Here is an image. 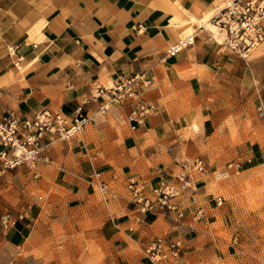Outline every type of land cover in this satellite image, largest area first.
<instances>
[{
	"label": "crops",
	"instance_id": "crops-1",
	"mask_svg": "<svg viewBox=\"0 0 264 264\" xmlns=\"http://www.w3.org/2000/svg\"><path fill=\"white\" fill-rule=\"evenodd\" d=\"M224 2L0 0V120L43 110L73 120L78 107L91 117L72 139L52 141L32 168L0 173V242L14 256L4 264H150L145 248L161 235L182 242L179 264L229 263L210 169L189 173L180 218L140 210L128 189L132 179L148 186L173 174L192 140L185 134L193 114L208 121L210 84L240 61L208 26ZM189 30L193 42L169 56ZM133 76L138 97L110 100ZM140 103L150 107L137 116ZM261 149L257 142L248 152L251 166Z\"/></svg>",
	"mask_w": 264,
	"mask_h": 264
},
{
	"label": "rangeland",
	"instance_id": "rangeland-1",
	"mask_svg": "<svg viewBox=\"0 0 264 264\" xmlns=\"http://www.w3.org/2000/svg\"><path fill=\"white\" fill-rule=\"evenodd\" d=\"M208 26L218 42L225 46L224 31L209 21ZM226 50L231 61L234 58L240 61L220 70L210 84L209 108L204 114L208 121L200 113L193 114L191 131L185 134L192 140L182 148V157L175 160L176 170L170 175L162 172L148 186L132 180L142 187V195L154 201V211L165 214L174 211L180 218L183 215H179V200L188 188H192V176L210 169L213 172L211 187L215 193V204L225 215L222 246L231 251L228 264H264V77L258 79L264 76V41L246 57L227 47ZM251 71L257 73V80L248 78ZM202 122L205 127L201 126ZM257 142L262 145L260 162L251 166L253 162L246 161V158ZM162 180H167L175 192L168 199L176 205L175 209L168 208L166 204L161 206ZM16 211L19 214L24 209ZM9 213L5 210L3 214L7 216ZM195 215L203 217L204 213L197 209ZM13 257L0 242V264Z\"/></svg>",
	"mask_w": 264,
	"mask_h": 264
},
{
	"label": "built area",
	"instance_id": "built-area-1",
	"mask_svg": "<svg viewBox=\"0 0 264 264\" xmlns=\"http://www.w3.org/2000/svg\"><path fill=\"white\" fill-rule=\"evenodd\" d=\"M212 24L224 31V44L231 51L246 57L260 42L264 41V0H225L211 18ZM193 34H187L170 45L167 54L173 55L182 47L191 44ZM137 76L123 80L110 93V100L119 101L125 96L138 97ZM150 105L140 103L133 111L142 116ZM108 108V102L100 105L99 110ZM91 117L76 109L73 120L60 111L43 110L33 118L20 117L8 113L0 120V173L15 167L32 168L45 157L48 145L54 140H69L81 133ZM27 131V132H26ZM23 132H26L23 134ZM48 136V140H45ZM180 178L183 176L178 174ZM161 206L175 209L168 202L175 194L167 180L161 181ZM99 188L105 195H111L104 184ZM128 189L134 201L142 211H154L155 203L142 195V187L131 180ZM219 202L221 200L219 199ZM198 213H201L198 211ZM181 211L179 215H181ZM150 264H179L182 244L179 239L170 236H156L145 248Z\"/></svg>",
	"mask_w": 264,
	"mask_h": 264
}]
</instances>
